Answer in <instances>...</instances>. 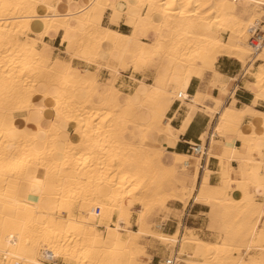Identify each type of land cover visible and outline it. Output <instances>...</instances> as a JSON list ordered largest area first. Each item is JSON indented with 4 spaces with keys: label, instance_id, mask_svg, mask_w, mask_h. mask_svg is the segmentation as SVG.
Masks as SVG:
<instances>
[{
    "label": "bare ground",
    "instance_id": "1",
    "mask_svg": "<svg viewBox=\"0 0 264 264\" xmlns=\"http://www.w3.org/2000/svg\"><path fill=\"white\" fill-rule=\"evenodd\" d=\"M239 1L246 4L237 6ZM7 2L19 5L58 4L60 7L55 11L61 15L57 18L53 12L49 16L47 9H44L38 12L39 20H29L33 9L28 7L0 13V115L5 110L8 112V126L0 127V226L6 225L5 230L8 232L24 234L19 246L8 247L3 239V232H0V254L6 258L4 261L0 257V264H21V257L25 261L31 259L28 255L30 248L44 238L55 249L66 254L71 264H92L94 260L116 258L119 249L129 241L139 245L138 252L142 253L140 259L146 258L143 261L149 264L152 261V256L148 253L150 247L142 242L148 238L155 239L171 250L181 247L183 243L195 245L191 255L200 257L201 260L184 258L185 264H221V260V263H216L209 259H212V255L220 256L222 252H229L231 245L234 247L245 242L246 248H249L250 239L257 228L262 227L260 202L251 195L254 187L259 184L254 179L258 177L256 172L260 169L261 151L257 149L255 141L264 137V134H255L257 126L252 124V133H243V139L237 133L243 142L241 147L224 145L222 153L217 156L221 169L220 183L210 185L204 179L197 190L194 187L197 176L191 178L186 172L188 156L175 155V161L166 164L162 160L163 150L153 151L149 145L142 143L144 141L139 142V132L159 131L160 137L170 136L174 129L165 114L171 102L180 94L181 82L198 65L211 69L220 56L232 57L242 65L245 64L244 72L250 73L253 79L247 86H256V90L247 87L254 95L251 104L239 108L232 103L224 107L215 130L220 128L221 131H237L247 114L258 119L264 128V112L255 109L257 101L261 100L258 98L259 85L264 82L261 79L264 73V41L256 43L257 47L249 44L254 29L264 20V0ZM96 3L124 5L121 10L128 14L132 31L122 33L111 29L112 35H96L89 19L96 15L97 10H80L85 5ZM69 4L72 5L71 9L68 8ZM145 4L153 6L150 14L148 8L135 7ZM128 5L134 7L129 8ZM119 9H116L117 15L120 14ZM256 11L258 13L255 14ZM245 13L246 18L243 17ZM44 16H49L47 27L50 30H62V42H65L64 34L67 33L71 55L67 49L66 57L51 58L46 52L49 47L44 48V44L48 43L43 41V37H40L42 48H38L39 33L34 25L38 24L39 31L43 32ZM213 25L224 27L228 38L222 39L213 31ZM117 32L119 35H116ZM101 40H110L112 43L102 45ZM81 56H91L97 63L103 59L107 63L103 67L113 76L119 73L115 65L122 71L132 67L135 72H142L147 64L156 60L158 62L153 82L138 80L135 90L121 99V91L113 83L106 88L99 84L96 79L97 71L85 68L88 73L85 75L81 69L73 66L72 59H81ZM81 60L87 62L86 59ZM257 60L262 62L249 70L247 63ZM163 61H166L165 64ZM21 72L24 73L23 79ZM168 77L172 79L169 83L166 82ZM53 84L58 85L54 90L50 88ZM41 93L49 96V102L42 106L39 117L52 114L50 123L43 125L37 120L33 124L32 114L26 113L23 117L26 126L18 127L13 113L25 112L23 109L27 107L29 97L35 99ZM208 95L211 96L209 93ZM187 98L189 96L185 89L180 101ZM190 99L197 102L196 96H191ZM216 100L214 98L215 104ZM219 106L220 104H216L212 109L209 106L208 111L213 114ZM139 107H143L142 110L150 118L143 128L138 122L139 115L133 110ZM245 109L250 111L245 112ZM61 121L75 127L72 137L62 129ZM127 122L138 128V134L133 132L128 135L124 132ZM239 132L242 133L240 129ZM61 133L64 135L63 139ZM201 149H204L203 143ZM253 152H257V156ZM232 155L238 161V168H233L230 164L233 161L230 159ZM29 171L37 180H44L47 175L44 185L27 182L25 177ZM188 177L192 180L190 185L186 184ZM18 181L21 197L16 195L20 192L17 191ZM177 182L181 186H176ZM249 182L253 187L246 198L245 189H248ZM38 192L42 193V199L37 195ZM193 193L195 202L210 208L206 214L211 216V213H218L225 221L231 219L237 223L236 228L229 227L231 233L228 234L233 238L232 243L196 238L192 236L190 229L187 230L189 235H186L180 231L181 225L171 234L149 226L147 213L153 208L163 209L169 200L185 203ZM74 202L78 203L79 215L70 209ZM135 205L139 207L136 208ZM96 207L100 209L98 218L111 223H94L97 218ZM56 211H65V214L56 215ZM114 213L116 217L112 220ZM133 213L136 229L127 226ZM219 220L222 221L221 218ZM29 238L32 244L26 245ZM262 248L264 247L255 248L260 251L259 256L252 255L257 261L261 259ZM178 252L181 254L185 251ZM225 254L227 257L228 254ZM178 259L176 257L175 264L179 263ZM242 259L244 258L239 256L237 261L231 260L238 264Z\"/></svg>",
    "mask_w": 264,
    "mask_h": 264
},
{
    "label": "crops",
    "instance_id": "2",
    "mask_svg": "<svg viewBox=\"0 0 264 264\" xmlns=\"http://www.w3.org/2000/svg\"><path fill=\"white\" fill-rule=\"evenodd\" d=\"M117 1V0H116ZM85 0H81V3H84ZM246 4V2L239 1L236 3L237 6H243ZM44 9L41 8L40 11L42 12ZM120 14H123L124 20L128 21V14L119 9ZM112 9L107 10V14L111 16ZM38 26V27H37ZM37 28L40 29V26L38 24L34 25V29L37 30ZM112 29L118 30L122 33H130L132 31V27L129 23H122L120 25L114 26ZM58 31V32H57ZM55 34L52 36H49L47 38L43 37V41L48 43L49 49L46 50L47 54L53 58L56 55L60 53H65V50L68 49V44L66 42H62V30H55L53 31ZM63 47V49H62ZM38 48H42L41 44H38ZM52 50V51H51ZM106 56L105 54L103 55ZM262 61H255L254 63H247V67H249V70H253L258 64H260ZM72 64L77 69H88L89 71H95L91 70V65L81 59H72ZM212 68H215L216 72L219 73V75L223 78H225L230 85L235 84L234 88H231V96H225L224 100L220 103V108L215 111V113L210 114L208 111L209 109H212L216 106L214 98L219 99L220 98V91L219 89H214L212 91L215 92V95H212V91H209L208 93L212 96L211 100L206 99L205 97H201V101L195 102L194 100L190 99L191 96H196L195 86L191 83H189V87L186 88V93L188 94L189 98L185 99L184 101H177L173 100L166 111L165 118L169 121L170 126L174 129L172 134L170 136H161V144L162 146L160 149L163 150V157L162 160L166 164H172L175 161V155H187L188 156V162L186 168V172L189 173L188 175L192 178L193 176H197L195 178V189L201 187L203 184V180L205 176H208L207 183L210 185H218L221 181V169L219 165V160L217 158L218 155H220L223 151L224 145H229V141H231V146L241 147L243 145V142L241 139L238 138L237 131H225L222 130L221 132H217L215 129L217 128V125L219 124V116H220V109H223L226 106H230L233 103V99L235 100V103L233 105L235 107H243L244 105H249L252 103L254 99L253 92L247 89V85L249 82L253 81L250 73L244 72V66L242 63L237 61L236 59L228 56H220L216 60V62L212 65ZM105 69V68H104ZM108 70V69H106ZM134 73H137L131 69ZM122 72V74H121ZM109 73V70H108ZM144 72H139V74H143ZM121 76L113 83L117 88H120L122 90H127L134 84V80L137 81L139 84L138 78H132L131 73L120 71ZM118 74V75H119ZM105 72L100 71L99 77L104 79ZM110 79L108 81V85L111 81V75ZM145 79V78H141ZM146 81V80H145ZM223 83V80L221 81ZM199 80H196V84L198 85ZM106 84V85H107ZM137 84V86H138ZM136 86V87H137ZM135 90V89H134ZM132 93V92H131ZM128 94V93H126ZM125 94V95H126ZM214 101V102H213ZM195 105V106H194ZM255 109L258 111L264 112V100H258ZM26 112H14L13 116H15V120L17 121L18 127H25L26 121L23 120V117L25 116ZM31 113H29L30 115ZM48 116V115H47ZM52 114H50L48 117H38L37 120L39 123L43 125H48L50 123V119L52 118ZM257 126V130L255 131L256 135H262L264 134V128L259 124L258 119L254 118L252 115L247 114L243 117L241 125L239 129L244 134H251L253 131V125ZM263 129V130H262ZM73 126L68 127L66 134L70 137L73 135ZM228 132V133H227ZM175 133V134H174ZM225 133V135H224ZM175 135V136H173ZM205 135V136H204ZM64 135L62 134V138ZM204 137V139H203ZM235 137V138H233ZM201 141L203 145H205V151L206 154L202 155L200 157H195L190 150L191 145L197 144ZM256 147L258 150L264 149V140L262 138H257L255 141ZM255 156H257V152H253ZM190 158L195 159V161H190ZM200 159V162H199ZM231 166L233 168H238V161L233 160L230 162ZM188 177L186 179V184L190 185L192 183L191 178ZM257 179V180H256ZM259 182V177L255 178L254 181ZM197 185V186H196ZM260 184H257L256 187H259ZM195 193V191H194ZM194 193L190 196L192 198V202H189V199L187 200V208L185 209L186 212L183 214V220L185 223L189 224L192 228L197 230L199 234L210 237L213 235L211 231H209L206 228V221L204 218V215H207L206 212V206L205 204L195 202L194 199ZM19 194L22 195V191L19 192ZM257 201L261 202L259 197L256 196L255 198ZM172 201V200H169ZM178 201V200H175ZM181 202V201H179ZM183 203V202H182ZM167 205V204H166ZM167 207V206H165ZM208 207V206H207ZM209 208V207H208ZM167 218H164L162 220H166ZM177 223V222H176ZM179 225V222L176 224L174 230L171 232L173 233L177 226ZM182 225V224H181ZM190 227V228H191ZM187 228V229H190ZM168 231H170L171 227H167ZM258 229V228H257ZM168 233V234H171ZM194 235H197L194 233ZM198 236V235H197ZM256 236L258 240L263 239L264 235L261 234L260 231H256Z\"/></svg>",
    "mask_w": 264,
    "mask_h": 264
},
{
    "label": "snow or ice",
    "instance_id": "3",
    "mask_svg": "<svg viewBox=\"0 0 264 264\" xmlns=\"http://www.w3.org/2000/svg\"><path fill=\"white\" fill-rule=\"evenodd\" d=\"M20 7H28L33 9V11L30 13L28 19L29 20H39L40 15H38V12L41 8L47 9L49 16L55 12V16L57 18L60 17L61 13L56 12L55 9L59 8L60 5L58 4H48V3H36V4H28V5H19V4H12L8 3L7 0H0V13H8L11 12L12 9L14 8H20ZM72 5L69 4L68 8L71 9ZM125 7L124 5H113V4H102V3H96L94 5H85L83 9H80L81 11H84V9H89V8H95L96 15L94 17H91L89 19V24L93 27L95 30V34L99 35L100 33H107L108 35H112L111 29L114 26L120 25L122 23H131L130 21H126L123 18V14L121 13L120 16L116 14V9L120 8L123 9ZM129 8H132L134 6L128 5ZM135 7H138L140 9L148 8L149 9V14L151 13L152 5H136ZM112 9L111 16L107 14V10ZM141 15H143V12H141ZM49 16H44V31L40 32L39 28H37V32L39 33L37 37V44H41L42 41L40 37H49L54 35L55 33L50 30L47 27V22L49 19ZM133 27H136L135 24L132 25ZM65 42L69 43V55H71V43L68 40V35L65 32ZM116 35H119L117 32ZM111 44L112 42L110 40L104 41L101 40V44ZM49 47L48 44H44V48L47 49ZM81 59H86L89 64L96 63L95 60L92 59L91 56H81ZM101 65L97 63V72L99 71V68ZM82 72L87 75V71L85 69H81ZM24 73L21 72V78L23 79ZM199 80L198 85L196 84V80ZM262 81H264V73H262L261 77ZM223 80V83L221 82ZM191 83L195 86V91H196V100L197 102L201 99L202 95L208 99L211 100L212 96L208 95L209 91H212L214 89H219L220 91V98L216 100V104L219 105L222 100H224L225 96H231V88L235 87V84H232L229 86L227 80L219 75V73L216 72L215 68L211 69H206L201 66H197L194 71H190L188 73V76L184 78V80L181 82V87H180V95H184V91L186 88L189 87V83ZM250 87L253 91L256 90V86H246ZM259 96L258 98L261 100H264V82H262L259 85ZM212 95H215V92L212 91ZM52 99H55L53 97ZM49 102V96L41 93L39 96H36L35 99H32L29 97L27 101V107L23 109L26 113H31L32 114V119L31 122L33 124L37 123V118L41 115L42 113V106L46 103ZM233 103H235V100L233 99ZM57 108H59V102L57 101ZM223 111V109H220ZM15 111V110H14ZM245 112L250 111V109H245ZM60 113L59 111L57 112V119H59ZM71 120V117H69ZM223 123V119L221 120ZM78 123V121H77ZM8 126V112L7 110L4 111L3 115H0V127H7ZM73 126L70 123H67L66 125H63L62 127L64 128L65 131H67L68 127ZM79 130V129H78ZM217 131H221L220 128L217 129ZM237 133L239 136L243 139V133L239 132V129H237ZM235 138V137H233ZM262 140H264V137H262ZM229 147H231V141H229ZM230 159H236L235 155H232ZM251 163V161H249ZM223 163V161H221ZM260 164V169L258 172H256V175L259 177V187H256L254 191H252L251 195L252 196H258L261 203L259 205L260 208V216H261V221L260 224L262 227H258V231L261 232L262 235H264V149L261 150V157L259 160ZM208 176H205V182L207 183L208 181ZM25 180L27 182H34L40 185H44V183L47 180V175H45L44 180H37L36 176L29 171V173L26 175ZM252 184L249 182L248 189H245V197L247 198L249 196V190L252 189ZM17 191H20V182H17ZM37 195L42 197V193H37ZM27 198V194H26ZM59 199V197H57ZM243 203V201H241ZM121 219H124L123 214L121 215ZM6 225L5 226H0V232H3V239L6 241L8 247H13V246H19L20 242L23 241V233L21 232L19 235L15 231L8 232L6 231ZM58 235V233H57ZM26 245H31L32 240L29 238L28 241L25 242ZM139 245L135 244L132 241H129L126 245H124L122 248L119 249L118 255L116 258L110 259V260H105V261H96L94 260L92 264H145V261L140 259V256L142 253L138 252ZM81 254H83V249L80 250ZM252 248H248V253H252ZM28 255L31 257V259L24 260L23 257H21V264H71V261L69 257L66 254H62L61 251L55 249L49 240L47 238H44L42 242L37 243L36 246H33L30 248V251L28 252ZM238 264H264V248L261 249V259L258 261L253 258L252 255H248L246 259H242L241 261L238 262Z\"/></svg>",
    "mask_w": 264,
    "mask_h": 264
},
{
    "label": "rangeland",
    "instance_id": "4",
    "mask_svg": "<svg viewBox=\"0 0 264 264\" xmlns=\"http://www.w3.org/2000/svg\"><path fill=\"white\" fill-rule=\"evenodd\" d=\"M256 13H258L257 11L255 12V14ZM134 14V13H133ZM263 14H264V12H263ZM246 13L243 15V17L244 18H246ZM215 26V27H214ZM220 28V29H219ZM215 30V31H214ZM217 30V31H216ZM166 31V30H165ZM213 31L214 32H216L219 36H221V38L222 39H227L228 38V32L225 30V28L224 27H219V26H217L216 27V25H213ZM62 49H63V47H62ZM68 49H69V45H68ZM52 51V50H51ZM56 56H62V57H66V54L65 53H60V54H58V55H56ZM49 59V58H48ZM103 60V59H102ZM98 61V63L101 65V67L99 68V71L97 72L98 74H97V76H96V79H97V81L99 82V84L100 85H102L104 88H106V87H108V81H109V79H110V76L108 75V70H106V69H104V65L105 64H107V63H105V62H103V61ZM258 61V60H257ZM47 62H49V60H47ZM157 62H158V60H156V62H154V63H149V64H147L146 66H145V68H143L144 70H142V72H144L143 74H137V73H139V72H137V73H134L132 70H127V71H123V72H127V73H131V76H132V78H138V79H141V78H145V79H143L145 82H147V83H151V82H153V79H154V75H155V68H156V64H157ZM165 62L166 61H163V64H165ZM255 62V61H254ZM253 62V63H254ZM108 64H110V65H115V63H113V62H108ZM91 65V67H90V69L91 70H95V71H97V62L96 63H92V64H90ZM243 66H245V64H243ZM115 67L116 68H118L119 69V73H120V71H122L119 67H118V65H115ZM96 68V69H95ZM104 71L105 72V75H104V79L103 78H101V77H99V72L100 71ZM141 72V73H142ZM119 73H117L115 76H113V75H111V81H110V83L109 84H111V83H114L120 76H121V74H122V72H121V74H119ZM119 74V75H118ZM171 78L170 77H168L167 78V80H166V82L167 83H169V82H171ZM107 84V85H106ZM137 81L136 80H134V84L132 85V87H130L129 89H127V90H125V92H124V90H122V89H120V88H118L120 91H121V99H124V97H125V94L126 93H131V92H133L134 91V89L136 88V86H137ZM58 85L57 84H53V85H50V88L52 89V90H54L56 87H57ZM54 88V89H53ZM142 108L143 107H139V108H134L133 110L134 111H136L137 112V116H138V122L140 123V126H141V128H143L144 127V124L146 123V124H148L147 122H149L150 121V118H149V116L147 115V114H145L144 113V109L142 110ZM140 110V111H139ZM149 118V119H148ZM143 122V125L141 124V122ZM147 121V122H146ZM61 123H62V121H61ZM64 123V124H63ZM62 124L63 125H66L67 123L66 122H63ZM61 124V127L63 126ZM71 124V123H70ZM145 124V125H146ZM143 126V127H142ZM160 127H162V125H160ZM74 126H73V130H74ZM62 129H64L63 127H62ZM124 132L126 133V134H131V133H133V132H136L137 134H138V128H136L135 126H133V125H131L129 122H127L126 123V125H125V127H124ZM65 131V130H64ZM225 131H228V130H225ZM73 133H74V131H73ZM139 134L141 135L140 136V139H139V142H142V141H144V142H142V143H145L146 145H149L150 147H151V150H153V151H157V149L159 150L160 149V147L162 146V144H161V139H160V132L159 131H149V130H145V132L143 131L142 133H140L139 132ZM142 134H144L143 136H142ZM62 135V133L60 134V136ZM224 135H225V133H224ZM71 137V136H70ZM144 138V140H143V138ZM61 139H63L62 138V136H61ZM146 139V140H145ZM138 141V140H137ZM190 161L192 162V161H195V159H193V158H190ZM199 162H200V159H199ZM11 180V179H10ZM9 180V181H10ZM176 186H181V184L179 183V182H177L176 184H175ZM18 197H21L22 195L21 194H19V193H17L16 194ZM252 198H254V200H256L255 198H256V196H254V197H252ZM257 201V200H256ZM189 202H192V198H189V201H188V203ZM257 202H259V201H257ZM187 203V201L184 203H182V202H179V201H175V200H172V201H168L166 204L167 205H165V206H167V207H164L163 209H161V208H153L150 212H148L147 213V216H148V222H149V226L152 228V229H154V230H159V231H162V232H165V233H171L173 230H174V228H175V226H176V224L179 222V225H181L180 226V231L181 232H183L184 234H186V235H189V232L187 231L188 229L187 228H190L191 226L189 225V224H187V223H185L184 222V220H183V214H184V212H186V208H187V205H185ZM261 203V202H260ZM70 209L76 214V215H79V206H78V203L76 204L75 202L74 203H72L71 205H70ZM135 207L136 208H138L139 207V205H135ZM210 208H208L207 206H206V211H208ZM219 209V208H218ZM55 214L56 215H64L65 214V211H56L55 212ZM115 217H116V214L114 213L113 214V216H112V220L113 219H115ZM213 217V218H212ZM218 217V218H217ZM164 218H167L166 220H162V219H164ZM204 218H205V221H206V228L209 230V231H211L212 233H213V235L212 236H210V237H207V236H204V235H201V234H199V232L197 231V230H195L194 228H190V230H191V234H192V236H194V237H196V238H201V239H204V240H208V241H225V242H227V243H232L233 242V238L231 237L230 238V235L231 234H228V233H231V230H230V228L229 227H237V226H235V225H237V223L234 221V220H231V219H227V221H225V219L224 218H222V217H220V215L218 214V213H216V214H214V213H211V216H210V214H207V215H204ZM221 218V220L222 221H220L219 219ZM232 218H234V217H232ZM260 218H261V216H260ZM97 219V218H96ZM96 219L94 220V223H96V222H102V223H111V221H108V220H100V218H98V221H96ZM223 220L227 223H223ZM231 221V222H230ZM177 222V223H176ZM236 224H235V223ZM181 223V224H180ZM221 223H222V225H221ZM156 224H161L162 226L161 227H157L156 226ZM226 224V225H225ZM127 226L128 227H130V228H133V229H136L137 227H136V225H135V214L133 213L132 214V216H131V218H130V222L127 224ZM171 227V229H170V231H168V229H167V227ZM225 226H226V228H225ZM262 226V225H261ZM233 227V228H234ZM230 230H228V229ZM99 229H103L102 227H99ZM232 229V228H231ZM228 230V231H227ZM234 230V229H233ZM188 232V233H187ZM194 233L195 234H197V235H194ZM225 238H227V239H225ZM231 240H230V239ZM225 239V240H224ZM253 239V240H252ZM229 241V242H228ZM252 241V242H251ZM146 246H149L150 248L148 249V253L152 256V261L149 263V264H157V262H158V259L159 258H163V257H166L167 255H169V254H173L176 250H177V252L178 251H185V252H183V253H181L180 254V252H178V254H179V256H178V261H179V263L178 264H185V259H195V260H201L200 259V257H197V256H193V255H191V254H193L192 253V251L194 252V250H195V245H193V244H191V243H183L182 245H181V247H176V248H174L173 250H171V249H166L165 248V246H163V245H160L159 244V242L158 241H155V239H153V238H148V239H145V240H143L142 241ZM253 243V244H252ZM255 243V244H254ZM246 243L245 242H242L241 244L239 243V245H235L234 247H233V245H231L232 246V249L229 251V252H222V253H220V256H218V255H210L211 256V258L212 259H209L210 261L212 260V261H215L216 263H221V264H223L224 262V264H231L230 263V261H232V264H235V262L237 261V259L239 258V256L240 257H242V258H244V259H246L247 257H248V255H254V256H259V253H260V251L259 250H256L255 248L256 247H264V240L263 239H261V240H258V238H257V236H256V233L252 236V238L250 239V247L251 248H253L252 250V253L251 254H249L248 253V248H246V245H245ZM252 244V245H251ZM254 245V246H253ZM194 246V247H193ZM253 246V247H252ZM256 246V247H255ZM194 249V250H193ZM237 250V251H236ZM188 253H189V255H188ZM225 253H227L228 255H227V257H226V254ZM222 254V255H221ZM213 256H216L218 259H216L215 257H213ZM221 256H223L222 258H223V260H222V258H221ZM233 256H235V257H233ZM229 257V258H228ZM233 257V258H232ZM238 257V258H237ZM182 258V259H181ZM185 258V259H184ZM228 258V259H227ZM142 260H145L146 258H141ZM184 259V260H183ZM207 259V260H208ZM231 259H235V260H231ZM219 260H221V262L219 261ZM234 262V263H233Z\"/></svg>",
    "mask_w": 264,
    "mask_h": 264
},
{
    "label": "built area",
    "instance_id": "5",
    "mask_svg": "<svg viewBox=\"0 0 264 264\" xmlns=\"http://www.w3.org/2000/svg\"><path fill=\"white\" fill-rule=\"evenodd\" d=\"M253 37L249 39V44L251 46L257 47L256 43L263 42L264 41V20L260 21L259 24L257 25L256 29L253 31ZM181 95L179 94L177 101H180ZM201 144L202 142L199 141L197 144H193L190 147L191 153L195 155H205V145L204 149H201ZM100 209L98 207L95 208V215L97 216L96 221H98V215H99ZM179 254L178 252H174L172 255H167L166 257L159 258L157 264H175L176 263V257H178ZM0 257L6 261V258L4 257L3 254H0Z\"/></svg>",
    "mask_w": 264,
    "mask_h": 264
}]
</instances>
